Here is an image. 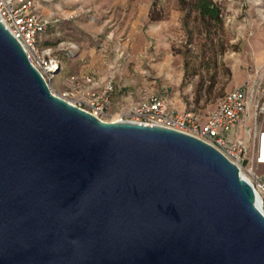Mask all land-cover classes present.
I'll return each mask as SVG.
<instances>
[{"label": "water", "instance_id": "obj_1", "mask_svg": "<svg viewBox=\"0 0 264 264\" xmlns=\"http://www.w3.org/2000/svg\"><path fill=\"white\" fill-rule=\"evenodd\" d=\"M258 200L208 143L55 95L0 20V264H264Z\"/></svg>", "mask_w": 264, "mask_h": 264}, {"label": "rangeland", "instance_id": "obj_2", "mask_svg": "<svg viewBox=\"0 0 264 264\" xmlns=\"http://www.w3.org/2000/svg\"><path fill=\"white\" fill-rule=\"evenodd\" d=\"M213 1L222 23L205 26L183 0H35L50 20L41 45L61 64L51 91L77 105L87 77L112 79L105 120L151 94L204 117L225 92L264 83V0Z\"/></svg>", "mask_w": 264, "mask_h": 264}, {"label": "built area", "instance_id": "obj_3", "mask_svg": "<svg viewBox=\"0 0 264 264\" xmlns=\"http://www.w3.org/2000/svg\"><path fill=\"white\" fill-rule=\"evenodd\" d=\"M0 20L49 85L61 64L49 47L41 45L50 20L36 13L35 0H0ZM85 83L88 87L74 105L109 121L104 117L114 90L112 79L95 85L94 78L87 77ZM117 121L176 130L213 146L253 186L259 197L257 207L264 215V84H246L225 92L204 117L189 110L171 111L162 97L151 94L130 106ZM242 125L245 134L239 139Z\"/></svg>", "mask_w": 264, "mask_h": 264}, {"label": "trees", "instance_id": "obj_4", "mask_svg": "<svg viewBox=\"0 0 264 264\" xmlns=\"http://www.w3.org/2000/svg\"><path fill=\"white\" fill-rule=\"evenodd\" d=\"M185 2L186 0H183V3ZM186 3L197 12L205 26H210L212 23L218 25L222 23V9L213 0H190Z\"/></svg>", "mask_w": 264, "mask_h": 264}, {"label": "crops", "instance_id": "obj_5", "mask_svg": "<svg viewBox=\"0 0 264 264\" xmlns=\"http://www.w3.org/2000/svg\"><path fill=\"white\" fill-rule=\"evenodd\" d=\"M262 81H264V80H262ZM104 82V81H103ZM102 82V83H103ZM101 83V84H102ZM257 83H262V82H257L256 80H252V81H250V80H247L246 82H244V83H242V85H240V86H237V87H235V88H239V87H242V86H244V85H249V86H251L252 84H257ZM262 84H264V83H262Z\"/></svg>", "mask_w": 264, "mask_h": 264}, {"label": "bare ground", "instance_id": "obj_6", "mask_svg": "<svg viewBox=\"0 0 264 264\" xmlns=\"http://www.w3.org/2000/svg\"><path fill=\"white\" fill-rule=\"evenodd\" d=\"M109 121H117V119L116 120H109Z\"/></svg>", "mask_w": 264, "mask_h": 264}]
</instances>
